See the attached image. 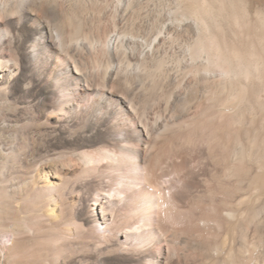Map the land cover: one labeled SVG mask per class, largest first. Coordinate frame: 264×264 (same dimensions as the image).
<instances>
[{"label": "bare ground", "instance_id": "1", "mask_svg": "<svg viewBox=\"0 0 264 264\" xmlns=\"http://www.w3.org/2000/svg\"><path fill=\"white\" fill-rule=\"evenodd\" d=\"M37 115L54 119L43 149L56 167L15 186L5 164L27 156ZM6 126L24 140L0 141L1 217L24 190L72 235L56 211L65 173L94 183L85 218L108 235L96 264H264L263 0H0ZM57 243L0 249L53 264Z\"/></svg>", "mask_w": 264, "mask_h": 264}, {"label": "rangeland", "instance_id": "2", "mask_svg": "<svg viewBox=\"0 0 264 264\" xmlns=\"http://www.w3.org/2000/svg\"><path fill=\"white\" fill-rule=\"evenodd\" d=\"M142 1L147 2L149 0H142ZM9 107L10 106L5 107L6 108L4 109L5 112L6 110L7 111L10 110L9 112H6V113H9V114L14 113V110H12L13 108L12 107L9 108ZM34 119H35L34 120L35 123H32L33 128L31 127L30 129L31 132L29 133L30 139L28 143L29 150L27 151L28 153L27 156H25L22 159V161H15L10 158L5 164L6 171L4 172L7 173L6 175L9 176V178H11V181L15 186L22 185L25 181H27L28 179L27 176L35 169V167L37 166L39 162H44L50 167V169L51 168L54 169L56 167V160L51 156L50 152L48 153V151L43 149L44 144L46 142V137H47L45 133L46 132L45 126L47 128L48 123H53L54 119L45 118L43 115L42 116L37 115V117H35ZM4 128L5 130H3ZM4 128L3 129L0 128V141L4 140L3 142L10 144V143L15 142L14 140H16V142L18 140L19 143L20 141L24 140L23 139L24 134L20 127L6 126ZM20 137L21 139H19ZM3 158L4 156L0 152V162ZM1 166L2 165H0V167ZM133 167L135 169V165H132V168ZM59 178H60V181L59 180L58 181L60 182V185H59L60 191L56 192L57 194H59L57 196L59 199V204H58V207L56 208L57 209L56 211L60 213L63 219H66L69 221L71 220L70 223L72 225V228L74 227L73 229H75L76 232L74 230L72 235H68V234H63L59 232L58 230L53 231V229L51 228L48 229V225H46L45 212L43 211V213H41L43 210L44 202H45L44 197L41 196L42 191L40 192L41 197H39L38 199L33 198L32 196L29 197L28 199H24L23 196L25 195V193H24V190H22L20 194L19 193L16 194L17 201H19L18 204L15 203L13 199H10L12 207L9 209V214H10L9 217L0 216V245H3V244L8 245L12 242L14 243V242L20 241L24 243L26 242L28 246H32V245L34 246V245H37L38 243H41L44 240L50 239L51 242L55 241L56 243L58 240V243H57L58 245L55 244L54 248H51V250L48 249V252H50L49 254L51 255V257H53L52 258L54 262L53 264H78L77 263L78 257H81L82 260L87 261L88 264H96L95 255L97 253L98 248H94L92 244L97 242V239L107 240L108 235H107V232H103L104 230L102 229L101 230L91 229L93 228V226L95 227L94 225L95 223L85 218V213L87 212V209H88L87 208L88 200L91 199L90 196L92 192L94 191V183L90 181L87 182L85 180L84 181L80 180L81 181L80 182L78 180L79 176L76 177L74 175H69L65 173L59 174ZM71 193L77 194V200H76L77 202H75L74 204L69 203V196L71 195ZM33 194H36V192H33ZM247 194L248 193H246V196ZM124 195L125 193H122V196L120 195L119 198L123 197ZM18 198H21V199H18ZM42 200H43V203H42ZM34 201L35 202L38 201V202L34 204ZM117 202L119 201L115 200L114 209L118 207L117 209H115V212L118 216V221L121 224L122 223L125 224V221L127 219L126 218L127 216H124L126 215L125 206L124 204H121V202L119 203ZM40 204L42 205L40 206ZM38 207H39V210H38ZM117 210L120 211L121 213L120 212L117 213ZM14 216L17 217L16 220L13 219ZM100 225L104 226L105 224L100 223ZM48 230H50V232ZM88 239L92 241L89 244L87 241H85ZM121 240H123V237L121 238ZM34 248L35 247H33L32 249L26 250L25 251L26 253L24 252L25 255H22L21 257H16L13 254L14 252H11L14 250L7 251V250L0 249V253L5 252L6 254L10 255L6 258L1 257L0 255V263L1 264H15V263L32 264L31 262L34 261L35 259V256L31 254ZM26 256L28 259L25 258ZM108 260L114 261V260H117V257L115 255H111L108 257Z\"/></svg>", "mask_w": 264, "mask_h": 264}]
</instances>
